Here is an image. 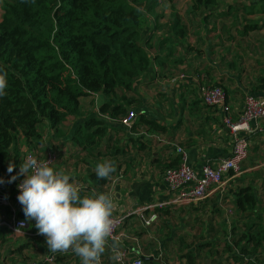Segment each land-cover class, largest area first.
<instances>
[{
  "label": "crops",
  "instance_id": "1",
  "mask_svg": "<svg viewBox=\"0 0 264 264\" xmlns=\"http://www.w3.org/2000/svg\"><path fill=\"white\" fill-rule=\"evenodd\" d=\"M192 1L176 0L174 7L163 1L156 14L149 17L141 42L152 55V66L131 91H120L117 97L129 111H135L132 126L100 112L107 98L104 94L82 97L78 116H68L57 129L47 121L39 124L42 143L21 144L20 155H11L2 171L1 179L12 205L15 186L25 177L17 174L28 151L41 159L55 152L57 158L51 167L63 169L74 178L83 196L109 195L114 203L113 215L126 219L118 231L119 239L107 240L101 264H127L137 258L149 264L144 257L152 258L150 261L155 260V264H161L159 260L163 264H187L182 254L201 243L231 244L233 229L241 226L232 192L239 185L236 178L243 177V183L255 187L260 185L258 196L264 199V118H260L251 121V131L242 132L249 146L241 175H226L224 185L214 187L201 201L159 210L149 208L174 195L165 181V171L180 163L179 147L187 153L188 163L201 174L205 164L214 165L231 154L233 139L223 117L228 114L236 120L247 94L264 98V0H219L216 6L196 11L192 10ZM176 15L186 31L183 38L173 35ZM178 72H186L188 80L171 82V76ZM208 85L225 89L224 106H208L202 101L201 89ZM94 116L104 118L109 127L100 151L83 148L73 140L76 128ZM144 117L165 128H154ZM105 161L114 162L116 171L111 181L101 184L94 169ZM10 164L15 165L11 172ZM13 176H17L14 181ZM153 211H157L158 218L146 226L144 218ZM258 211L264 218V203H260ZM10 214L11 207L0 204V215ZM17 216L26 219L28 225L20 232L0 227V264H28L32 260L43 264H82L71 249L51 252L47 237L39 234L35 220L25 217L23 206L17 207ZM203 226L204 237L198 238ZM217 233L227 239L216 238ZM114 241L119 242V261L111 258ZM218 249L219 255L214 252L208 261L217 264L219 259L222 264H230L232 253ZM263 252L260 249V254ZM50 255H54V261L45 262Z\"/></svg>",
  "mask_w": 264,
  "mask_h": 264
},
{
  "label": "trees",
  "instance_id": "2",
  "mask_svg": "<svg viewBox=\"0 0 264 264\" xmlns=\"http://www.w3.org/2000/svg\"><path fill=\"white\" fill-rule=\"evenodd\" d=\"M163 1L174 7L176 0H9L3 6L0 74L6 73L7 88L0 97V183L11 155H20L21 144L42 143L39 124L47 121L57 129L68 116H78L82 97L104 94L107 98L100 112L114 119L129 111L117 99L118 92L131 91L152 66L141 34ZM218 3L193 0L192 10ZM172 28L175 37L185 36L179 16ZM143 119L156 129L165 128L155 120ZM108 128L104 118L90 117L76 128L73 140L83 148L100 151ZM111 177L98 180L106 184ZM235 182L239 185L232 189L234 204L243 230L237 233L240 226L233 229L231 244L205 242L184 252L187 264H212L209 253L202 252L214 246L216 255L218 247L232 253L230 264H264L261 201L252 183H243V177ZM217 264L222 261L217 259Z\"/></svg>",
  "mask_w": 264,
  "mask_h": 264
},
{
  "label": "clouds",
  "instance_id": "3",
  "mask_svg": "<svg viewBox=\"0 0 264 264\" xmlns=\"http://www.w3.org/2000/svg\"><path fill=\"white\" fill-rule=\"evenodd\" d=\"M6 88V73L0 74V97L6 95ZM50 163L32 155L23 158L17 176H25L18 185V201L25 217L36 221L35 227L39 234L47 237L51 252L71 249L81 258L82 264H101L114 226L113 200L107 194L81 198L75 179L63 169L55 170ZM14 167L10 164L9 172ZM94 171L98 179L103 180L110 178L116 168L114 162L105 161L98 163ZM111 250L113 261L122 259L118 241L113 242Z\"/></svg>",
  "mask_w": 264,
  "mask_h": 264
},
{
  "label": "built area",
  "instance_id": "4",
  "mask_svg": "<svg viewBox=\"0 0 264 264\" xmlns=\"http://www.w3.org/2000/svg\"><path fill=\"white\" fill-rule=\"evenodd\" d=\"M189 75L186 72H178L171 76V82L178 84L188 80ZM202 101L208 106H224L227 100L225 89L218 85L203 86L201 89ZM264 118V98L257 97L253 94H247L244 97L243 106L239 117L234 120L226 114L223 117L224 125L229 129L232 139L233 148L231 154L218 161L216 164H205L202 167L201 174L197 173L188 163L187 153L182 147L178 148L181 153V161L177 166L168 167L165 171V181L174 195L165 201H159L149 205L150 209L159 210L175 204H184L198 202L205 199L214 187H222L226 175L239 176L243 173V162L248 156L249 141L245 134L251 131V121L254 119ZM118 122L125 126H132L136 120L134 110L128 111L124 116L118 117ZM264 129V125L262 127ZM32 155L38 160L49 162L50 166L56 161L55 152H49L45 158H38L33 151H28L25 155ZM25 179L19 180L13 192L15 205L10 202V194L6 191L4 182L0 183V204L11 207V214L7 216L0 215V227H6L11 231L20 232L27 227L26 219L17 216V207L22 206L18 201L20 189L18 185ZM146 209V208H145ZM144 210V209H143ZM114 226L112 235L108 239L118 240L119 229L123 226L126 217L123 215H113ZM158 218L157 211L144 218L146 226L152 225ZM126 258L127 253H123ZM54 255L47 256L45 262H53ZM28 264H43L39 260H32ZM127 264H143L141 258L130 260Z\"/></svg>",
  "mask_w": 264,
  "mask_h": 264
},
{
  "label": "rangeland",
  "instance_id": "5",
  "mask_svg": "<svg viewBox=\"0 0 264 264\" xmlns=\"http://www.w3.org/2000/svg\"><path fill=\"white\" fill-rule=\"evenodd\" d=\"M8 1L9 0H0V20H1V16H2V13H3V6L6 4V3H8ZM172 8V7H171ZM177 16V15H176ZM176 16H175V18H176ZM255 181H257L256 179H254ZM236 185V184H235ZM260 187V185H256V187H255V185H254V189H255V192H256V195H257V197H258V199L261 201L260 203H264V199L263 198H261L260 196H258L259 195V189H258V187ZM257 188V189H256ZM261 198V199H260ZM263 199V200H262ZM263 221H264V219H263ZM204 229H206L205 228V226H203L199 231H198V238H203L204 236H203V233L204 232H201V231H203ZM241 230H243L242 229V226H240V228L238 229V231H237V233L238 232H240ZM217 236H216V238H218V239H221V240H223V239H227V237H225L224 238V236L223 235H221V233H217L216 234ZM237 235V234H236ZM237 237V236H236ZM231 238V237H230ZM231 243H232V238H231V241H230ZM216 250L217 249H212V251L211 250H209V249H207V250H205V251H203L202 252V255H204V253H209V255L212 257L213 256V254H214V252H216ZM237 251V250H236Z\"/></svg>",
  "mask_w": 264,
  "mask_h": 264
},
{
  "label": "water",
  "instance_id": "6",
  "mask_svg": "<svg viewBox=\"0 0 264 264\" xmlns=\"http://www.w3.org/2000/svg\"><path fill=\"white\" fill-rule=\"evenodd\" d=\"M144 259H145V260H150V259H152V258L144 257ZM159 262H160L161 264H163V262H162L161 260H159Z\"/></svg>",
  "mask_w": 264,
  "mask_h": 264
}]
</instances>
